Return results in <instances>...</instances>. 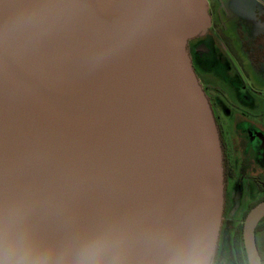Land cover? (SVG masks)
Here are the masks:
<instances>
[{"label":"water","instance_id":"95a60500","mask_svg":"<svg viewBox=\"0 0 264 264\" xmlns=\"http://www.w3.org/2000/svg\"><path fill=\"white\" fill-rule=\"evenodd\" d=\"M210 23L207 0H0V264H212L223 156L188 51Z\"/></svg>","mask_w":264,"mask_h":264},{"label":"flooded vegetation","instance_id":"af4514ba","mask_svg":"<svg viewBox=\"0 0 264 264\" xmlns=\"http://www.w3.org/2000/svg\"><path fill=\"white\" fill-rule=\"evenodd\" d=\"M216 2L207 0L210 26L207 32L189 41L188 51L212 109L221 143L224 173L221 232L226 243L229 233L239 224L235 216L240 210L243 216L264 199V87L244 73L240 58L235 56L234 44L224 35L228 29L218 15ZM229 3L232 9L227 12H232V19L243 20L248 28L246 35L241 27L237 32L248 60L246 66L264 71V0H229ZM247 188L252 199L245 204L243 196ZM257 246L264 264V231Z\"/></svg>","mask_w":264,"mask_h":264},{"label":"rangeland","instance_id":"374dc122","mask_svg":"<svg viewBox=\"0 0 264 264\" xmlns=\"http://www.w3.org/2000/svg\"><path fill=\"white\" fill-rule=\"evenodd\" d=\"M216 5H217L216 7L219 8L218 15H219V17H222V20H221L222 23H224L228 29V33H224V35L227 36L229 38V40L234 44L235 50H236L235 56L237 58H240V60H241L240 65H242V69L244 70V73L246 75H248V77L253 82H256L258 85H262L264 87V71H262V69H261V72H260V70L253 69L250 66L249 67L246 66V65H248L246 63L248 60H247L246 56L244 55L243 49L241 47V42L239 40H237L239 38L238 33H237L240 30L239 27L242 28V34L246 35L245 33H246L248 28H246L244 21L241 19L234 21V19H232V17H231L232 12H227V10L230 11V9H227L229 6V2H227V0H217ZM221 9H223V10H221ZM250 192L251 191L248 188L245 190V194L243 196V198H244L243 203L246 204V203H248L249 200L252 199ZM242 212H243V210H240L239 215L235 216L236 221L238 223H240L243 219V216L241 215ZM236 221H232L231 223H234V225H235ZM228 226H229V224L226 227H228Z\"/></svg>","mask_w":264,"mask_h":264},{"label":"trees","instance_id":"16d2710c","mask_svg":"<svg viewBox=\"0 0 264 264\" xmlns=\"http://www.w3.org/2000/svg\"><path fill=\"white\" fill-rule=\"evenodd\" d=\"M264 200V199H263ZM262 200V201H263ZM257 204L247 209L243 215L242 221L233 228L229 238L225 243L224 234L220 231L217 249L213 258L212 264H248L246 250L243 240V222L252 208ZM264 231V218L260 221L256 228V240L259 243V236Z\"/></svg>","mask_w":264,"mask_h":264},{"label":"crops","instance_id":"0c3cea01","mask_svg":"<svg viewBox=\"0 0 264 264\" xmlns=\"http://www.w3.org/2000/svg\"><path fill=\"white\" fill-rule=\"evenodd\" d=\"M229 0H227V2H228ZM239 6V5H238ZM231 8V6H230V3H229V6H228V8L227 9H230ZM241 8V7H240ZM232 9V8H231ZM221 10H223V9H221Z\"/></svg>","mask_w":264,"mask_h":264}]
</instances>
